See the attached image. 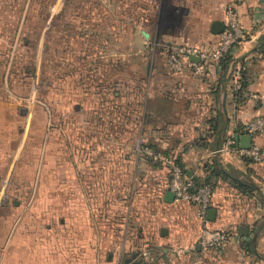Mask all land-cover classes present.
Listing matches in <instances>:
<instances>
[{"label":"crops","instance_id":"obj_1","mask_svg":"<svg viewBox=\"0 0 264 264\" xmlns=\"http://www.w3.org/2000/svg\"><path fill=\"white\" fill-rule=\"evenodd\" d=\"M24 3L25 0H0V65L6 60L12 42H18L21 29L24 32L29 26L28 20L22 23ZM168 8L176 20L165 26L166 40L211 49L219 38L210 31L211 24L221 21L226 25L230 9L236 13L247 36L232 48L223 62H208L203 77L187 67L179 72L171 71L164 52L149 48L150 70L141 80L139 89L135 74L129 75L128 81L134 89L129 86L127 92L120 90L121 79L114 76L111 89H104L101 84V90H87L78 96L76 84L70 83L73 78L67 75L64 94L57 89L50 90L48 109L39 102L42 107L30 106L28 110L20 108L18 102L28 98L0 89V182L7 179L16 188L15 194L10 192L15 195L13 203L3 202L1 193L4 191L0 189V264H26L25 260H29L28 264H44L46 257L60 258L61 252L47 251L56 244L60 231L70 242L80 243L79 258L84 264L89 258V229L107 222L127 228L138 225L139 235L152 247L145 246L146 250L130 254L123 250L118 264L120 260L124 264H264L251 262L247 251L252 229L261 222L255 225L252 219L251 200L239 203L249 190L244 181L252 179L263 184L264 166L238 151L240 141L255 142L261 145L264 155V132L252 138L242 129L245 122L264 113V52L261 51L264 0H169ZM154 10L158 19L163 6L159 9L158 3ZM18 20L21 24L16 35ZM106 22L100 25L105 26ZM112 22L111 35L102 29L93 39L87 35L82 38V48L96 50L93 60L96 66L102 64L105 52L110 51V43L113 66L120 64L119 19ZM139 32L143 35L142 29ZM148 34L152 35V31ZM94 39L96 42L92 44ZM25 48L30 49L28 45ZM12 51L17 54L13 64L16 71H20L25 63V59L19 57L23 50L15 46ZM36 54L35 61L40 64L38 52ZM88 59L86 54L84 65L89 64ZM237 79L245 83L241 93L234 89ZM18 80L22 81L23 89L25 74L18 75L11 84H17ZM62 98L63 107L60 106ZM125 99L127 106H121ZM62 110L68 137L64 142L54 138L53 129L47 136L43 134L45 121L56 123ZM93 115L98 116L96 144H90L87 133L92 131L90 117ZM78 116H81L80 124ZM78 125L80 141L74 135ZM24 129L35 131L31 140L20 133ZM231 135L234 143L227 146L226 140ZM142 146L163 155L172 153L189 176L200 181L210 178L214 182L211 208L216 213L209 225L228 233V241L218 252L205 253L199 249L197 237L202 223L195 206L171 196L166 187V167L161 160L142 153ZM90 160L97 164L95 171L85 170ZM126 165L128 172L124 169ZM108 178L113 179V186L105 187L104 191L112 192V204L90 205V181L96 180L100 190L99 180ZM123 179L128 180L126 186L121 182ZM32 181V196L26 203L24 197L28 188L23 189V183ZM123 190L129 191V195L122 209ZM256 190L263 187L257 186ZM142 195L148 198L137 206L136 196ZM239 226L246 227L248 232L240 235ZM259 226L264 228V223ZM257 232L256 245L262 246L263 251L259 253L263 254L264 233ZM243 242L241 247L239 243ZM65 250L68 253L65 258L73 259L76 250H72V244ZM135 252L137 256L132 258ZM65 264H69L68 261Z\"/></svg>","mask_w":264,"mask_h":264},{"label":"rangeland","instance_id":"obj_2","mask_svg":"<svg viewBox=\"0 0 264 264\" xmlns=\"http://www.w3.org/2000/svg\"><path fill=\"white\" fill-rule=\"evenodd\" d=\"M168 1L169 0H25V20L23 19L22 23L28 20L29 26L26 27L24 32L21 29L18 42L16 44H14L15 41L12 42L8 56L5 58L6 60L0 65V89H8L9 92L28 98V100H18L20 104L19 107L25 108V110H28L30 106L42 107L39 102L45 104V107L48 109L50 103V90L54 92V90L57 89L58 92L64 94L68 80L65 76L67 75L73 78V81L70 79V83L76 84L78 96L79 93H86L87 90L90 92L101 90V84L104 89H111L112 77L114 76H118L121 79L120 90L127 92L130 88L134 89V85H129L128 81L129 75L135 74L137 78L136 81H138L136 88L139 89L141 80L144 76L148 75L150 70L148 64L149 48H153L156 51L157 49L158 51L161 50L160 41L167 39L165 36V26L176 20V17L170 14ZM158 3L159 9L163 6V13H159L157 19L154 9ZM162 14L166 16L164 17ZM113 19L115 21L119 19L120 25V64L116 66L115 63V66H113L111 55L112 43H110V51L105 52L102 64L96 66L93 60L96 59L97 52L95 49L87 51L82 48V38L87 35L93 39L98 33L103 32L102 29L104 32H108L111 35ZM103 21H107L106 24L110 25L106 26L105 24L104 26V23L100 25ZM20 24L21 20H18L15 31L16 35ZM96 24H99L100 28H98ZM139 29L145 30L148 33L152 31V35H149L148 38H144L139 32ZM95 42L94 39L92 44ZM25 45H28L30 48L29 51L25 48ZM15 46L22 48L23 51L19 57L25 59L23 67L19 68L20 71H16L15 64H13L17 57L16 52L12 51ZM32 49L36 50L31 51ZM37 52L39 54L37 56V61L40 59V64L35 61ZM86 54L89 55V64L86 62V65H84L83 59L86 57ZM116 56L115 54V59L118 58ZM23 73L25 74L23 89L21 88L23 78H21L22 81L18 80L17 84H11L14 78L17 79L18 75L21 77ZM100 79L101 81H98ZM55 82L56 86H54ZM127 104V99L121 102V106H127ZM60 106L63 107V98L60 101ZM97 117V115L90 117L93 124L92 131L90 130L87 132L89 134V141H92L90 144H96L97 142V131L99 128L96 120ZM56 120V123L51 120L45 121L43 134L47 136L49 130L53 129L52 132L55 133V135H53L54 138L64 142L68 137L65 129V115L63 110L60 111ZM77 123H81V116L77 117ZM33 128L36 129L34 124ZM77 129L74 135L76 139L80 141L81 130L79 125ZM24 131L22 130V132H20L24 133L22 136L26 137V139L30 138L31 140L35 131L31 130L32 133L31 131H26V129H24ZM77 148L80 150L79 146ZM152 151L159 156H166L154 150ZM77 155L79 156L80 152H78ZM167 155L174 154L168 153ZM175 158L179 162L177 156H175ZM77 164L80 169L79 160ZM96 167L97 164L91 160L88 164H85V170L87 169L90 172L95 171ZM109 168H112L111 164H109ZM124 169L128 172V165H126ZM99 181L100 190L97 187L98 183L96 180H93V183L91 180L89 183V203L90 205L93 204V206L97 204L101 207L110 206L112 204L111 200L113 199L112 192L110 194L108 189L106 192L104 190L105 187L112 188L113 179L108 178ZM121 182L124 186L128 184L127 179H123ZM244 182L249 185V190L244 194V197L241 196L242 199L239 203L246 204L248 200H251L250 203L253 206L251 209L252 219L255 221V225L256 222H261L260 224H263L264 182L261 185L252 179H249V182ZM0 183V189L4 191L1 193L3 202L13 203L15 195H11L10 192L13 194L16 193L15 186L7 179L1 180ZM23 184V189L28 188V194L24 197V202L27 203L32 196L34 181ZM104 184L106 186H104ZM234 184H236V182H234ZM257 186H262L263 190H256ZM236 187L238 189L241 188L240 184H236ZM243 189L242 192L246 190L245 188ZM123 192L124 194L120 196V206L122 209L123 206L127 204L129 195V191L123 190ZM116 197L119 196L117 195ZM136 198L137 206H139V203H143L148 196L142 195L136 196ZM245 208L246 205L243 206V209ZM260 224L252 229V236L255 234L257 236L258 232L256 233V231L259 230L264 233V228L260 227ZM138 229H140L138 225H134L131 228L124 226L117 227L116 225L113 226L112 222L91 227L88 234L89 258L84 264H118V256L123 250L130 254L134 251L146 250L145 246L152 248L149 243L144 242L143 237L139 235L141 232H139ZM55 240L56 244L54 243L47 251L50 250L51 254L59 251L63 256L60 255V258H54L53 256L46 257L45 260H43L44 264H53L54 261L56 264H65V261H68L69 264L70 261L73 262V264H81L82 259L79 258L81 250L80 243L76 245L70 242L68 236H65L61 231L60 234L56 236ZM256 242L257 238L255 242L250 240L247 246V251L251 255V262H264V253H259L261 250L263 251V248L262 246L258 248ZM244 243L245 242L239 244L242 247ZM70 244H72V250H76L73 252L74 258L71 260L65 258V256H68V253H65V249L69 250ZM75 254H77V258ZM254 254H256V256H254ZM109 255L111 256L110 259ZM28 261L29 260H25L26 264H28Z\"/></svg>","mask_w":264,"mask_h":264},{"label":"built area","instance_id":"obj_3","mask_svg":"<svg viewBox=\"0 0 264 264\" xmlns=\"http://www.w3.org/2000/svg\"><path fill=\"white\" fill-rule=\"evenodd\" d=\"M218 36L217 44L211 49L174 40H159V44L171 71L179 72L187 67L191 68L196 75L203 77L208 62H220L230 54L234 46L245 40L247 36L232 9L228 10V21L224 31ZM261 51L264 52V43L261 45ZM194 55L198 57V62L190 59ZM234 89L242 90L239 79L234 82ZM242 129L252 138L262 134L264 113L245 122ZM226 143L227 146L234 143L232 135L228 137ZM140 151L163 162L167 170L166 187L168 191L173 192L174 199L195 206L202 223L197 237L199 249L205 253L218 252L228 241V233L225 230L210 227L207 219V212L212 205L214 186L211 183L197 184L182 168L174 155L159 156L147 146L140 147ZM238 151L242 156L264 166L262 147L258 143L252 142L248 148L240 147ZM119 264H124L123 260H120Z\"/></svg>","mask_w":264,"mask_h":264},{"label":"water","instance_id":"obj_4","mask_svg":"<svg viewBox=\"0 0 264 264\" xmlns=\"http://www.w3.org/2000/svg\"><path fill=\"white\" fill-rule=\"evenodd\" d=\"M224 28H225V25H224L223 22H221V21H214V22H212V24H211L210 31H211L213 34H220V33H222V32L224 31ZM142 34H143V36H144L145 38H148V37H149V34H148L145 30H142ZM190 59H191L192 61L198 62V57L195 56V55H194V56H191ZM248 137H250V136L248 135ZM235 138H237V137H235ZM249 146H250V142L240 141V147H241V148H248ZM168 192L171 194V196L174 197L173 192H171V191H168ZM215 213H216L215 209L210 208V209L208 210V212H207V219H208L209 221H213L214 218H215ZM247 232H248V229H247L246 227H244V226H239V227H238V233H239L240 235H244V234H246ZM251 240H252V242H255V240H256V234L252 236ZM136 256H137V254H136V252H135V253L132 255V258H134V257H136ZM125 264H127V263L125 262Z\"/></svg>","mask_w":264,"mask_h":264},{"label":"trees","instance_id":"obj_5","mask_svg":"<svg viewBox=\"0 0 264 264\" xmlns=\"http://www.w3.org/2000/svg\"><path fill=\"white\" fill-rule=\"evenodd\" d=\"M264 43V42H263ZM262 43V44H263ZM223 60H224V58L220 61V62H223ZM244 82L242 81L241 82V87H242V89H243V86H244ZM237 93H241V90H239V91H237ZM238 97H240V95L238 96ZM240 100V98L238 99V101ZM181 165V164H180ZM192 179L197 183V184H202V183H211L213 186H214V182L210 179V178H208L207 180H204V181H200V180H198V179H195V178H193L192 177Z\"/></svg>","mask_w":264,"mask_h":264}]
</instances>
